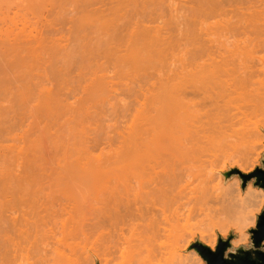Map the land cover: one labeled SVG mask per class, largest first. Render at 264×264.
I'll list each match as a JSON object with an SVG mask.
<instances>
[{"label": "rangeland", "instance_id": "obj_1", "mask_svg": "<svg viewBox=\"0 0 264 264\" xmlns=\"http://www.w3.org/2000/svg\"><path fill=\"white\" fill-rule=\"evenodd\" d=\"M86 1L87 0H85V2ZM83 2L84 0H25V1L0 0V10H1L0 11V15H1L0 44L3 45V47L0 46V50H2L1 55H5L4 52L6 53V50L8 51L9 49H10L9 51L12 54L11 55L9 53H6L7 55V56L5 55L6 58L5 56L3 58L1 56L0 59L2 58V60L0 64L2 63L1 64L2 66H6V68H4L6 70L7 68L9 70L12 67L11 68L12 70L10 69L11 72L13 71V68H15L13 71L14 73L9 72L8 70L7 72L6 70L0 72L1 74L6 72L5 74L8 75V77L2 75L5 78H2V76H0L1 80L4 79L3 80L4 83L2 82L3 85L2 83L0 85L1 87L0 98H2L3 95L2 91L4 94L9 91L8 94L10 96L9 97L8 94H5L6 97L3 96L4 98L0 100V109L1 111L4 110L3 112L6 111L7 112V113L5 112L6 114H8L11 109L13 110V112L11 110V113H9L8 116L12 115V117L9 118L7 115H6L7 117L4 116L5 113L0 112V116H1L0 117L1 120L0 121V180L1 182L2 181L5 182V178H7L6 179L7 183L6 182L5 183L2 182V184L0 183V193L1 191L5 192V189L7 190L9 188H10L9 191L7 190L6 193L12 191L11 188H13L14 190H18L16 189V187L18 185L17 180L19 177L23 178V180L25 179L24 181L27 182V186H26L27 189L22 195H20L18 192V195L12 196L11 193L14 194L16 192V191H12L10 194L7 193L9 195L8 198L6 197L8 195H6L5 193H1L2 195L0 194V196H3L4 198V195H6L4 200L8 201L9 199V201H11V204L12 202L14 204L17 202L15 206L14 205L10 206L11 204L9 205L10 207H13L12 209H14L15 207V211L13 210L14 212L13 218L21 219L23 215H26V219L29 220V225H32L27 228V230H29L30 232V236L26 237L25 238L26 240L23 239L21 241V244L22 242L23 244L25 243L24 240L28 242V243L26 242L28 246L22 244L26 250L22 248L23 246L22 247L19 246L16 250L19 249L20 251L22 248L21 250L22 253L17 251L19 253L17 254L19 255L17 256L18 257L17 259H15L16 257L15 258L13 257L14 255V254L12 255L13 252L10 253L11 255L8 254L7 264H125V260L121 258L119 252H118V256L116 255L118 250H116L117 247L115 249V244L117 243L119 232L116 231L118 230V228H114L115 225L113 224V222L115 220H111L112 221L111 223V221L110 222L104 221V219H102L101 217L103 216L102 215L104 213L103 210L105 209V206L104 205H103L104 207L102 206L103 202L101 201L103 200V198L101 199L102 183L106 178V176L103 175L104 174L103 172L107 170H108L107 172L110 171L118 172V170L123 166L122 162L126 160L128 156H130V153L132 151L129 149L131 151L129 153L127 145L130 144L129 141L130 142L132 141V139L129 138L130 136L133 137V134L130 132L133 131L134 126L132 125V123H133V119L135 120V118H133L132 115L133 113H135L133 111L135 109L136 110L138 109V105L140 109V107L146 104L148 105L147 107L149 109L154 107L155 104L156 105L169 104L171 102L178 103L179 99L177 95L181 94V92L184 89H186V87L184 86V84H186L185 81L188 82L196 78L193 81L194 85L196 87L202 86L203 78L210 77L213 75L211 72L212 71L214 72V60L216 59V61H220L219 58L220 55L222 57H226L227 61L229 58V62L230 61L232 62L230 63L232 64L233 67L234 64L236 65L235 68L239 66L240 70L238 68L237 71L239 72L237 73L239 75H237L236 77L235 74L234 77L236 78V80L238 79V77L239 80H242L240 78L245 79L246 73H244L245 74L244 75L243 71L241 70L245 68L243 70H245L244 72H247L248 69L246 71V67H250L249 68L250 70L253 66V69L255 70L252 71L250 70L251 72L257 71L258 73L260 72V74L262 73L260 77H258L259 74L256 73L257 75L256 81L258 79L260 83L257 84L259 85L258 87L257 85L253 84L255 87L251 86L252 87L251 88L247 84L248 86L247 88L249 89H246V95L245 93L243 94L246 97L247 96L248 97L244 98L242 96L245 101L241 99L242 98L241 97L239 98V100L237 99L235 103H232L233 105L236 103L237 105L238 104L241 105L242 103L244 104L246 101L248 102L249 100H251L252 103H250L249 105L256 106V109H254V113L252 111L251 114L252 116L250 117L248 115L252 119L251 122L249 123L248 120L247 122L241 124L243 125L241 128L245 129V133L244 131L240 133L242 134L243 138L240 136V134H238L237 136H239V138L241 137L240 139H238L240 140L239 142L238 140H236L237 136L235 135L236 139H234L235 137L233 138V140H231L232 137L228 138L231 141L230 140L225 141L227 138H224V143H223V139H221V141H219L220 139H217L220 143L221 142L222 143L215 144L214 142L213 143L214 145L212 144L211 147H209L211 153L208 159L212 158L213 162L215 161L212 167V170L214 171V176L216 177L215 185H218V188H223L224 186L230 188L233 191V197H235L238 201L237 205H239V207L235 209L236 211L234 210L233 213L229 214L225 209L226 206H224L225 210H223L222 208L223 206L218 205L220 203H216V205L212 203L210 204L207 203V205L209 204L208 206L203 205L206 202L205 203L201 202L203 203L202 205L201 203L197 204L196 205L197 209L195 208L196 210H194V212L191 211V213L189 212L190 214L187 212L188 215L186 216V218L188 217V219L187 220L185 219L186 221L184 220V222L182 223V228L180 229L179 232V235L182 237L179 238L178 244L175 247L174 245L172 246L173 240L171 239L169 243V247L167 251H165L166 253L165 257L162 259L160 263L157 264H174L173 260L176 259V256L178 254L182 255L184 258H187L190 261V263L206 264V262L202 259L201 256H199L194 250L189 251V248L193 244L200 242L203 245L209 247L212 251H215L219 240L220 239L228 240L230 236H234V238L232 240V248L228 251V253H233L241 248H244L246 250L251 249L252 241L249 231L256 228L258 217L264 211V190L258 187H254L255 181H251L246 187V189L243 190L242 180L240 179L239 176L237 175L232 176L231 178L226 180L223 174L228 173L232 170H239L243 174L250 175L256 172L257 169L263 168L264 106L262 105H264V8L262 7L259 10L245 11L243 13L233 14L229 18V23H226L225 22L226 20L223 17H219L216 15L214 17L210 16V18L204 15L202 17L200 15L201 17L200 18L199 15L196 16L189 12L182 13L183 11L180 10L179 12L172 10L174 11L173 13L170 12L169 10H166L164 16H162L163 18L162 20L164 22L159 20L158 21L159 23L156 22L153 25L154 27L163 30L161 31L162 33L164 32L163 36L166 35L165 33L170 34L167 35L166 38L169 37L168 42H172L173 44L170 43V45H174V47H172V50H170L167 53L166 51L169 50V46L167 47L166 50V48H163L164 46L163 45L162 48L160 49L161 51H157L159 53L160 52L165 53V54L163 53V57H162L159 54L157 56V52L152 51L155 50L154 48H156V45L155 46L152 45L154 48H152L151 50L152 47L151 45L150 48H147L149 44L147 47H145L146 45L143 44L145 46H142L141 42L131 43L128 42L127 40L126 42H123V39L125 38L121 39V37H124L125 32L123 36H121L120 34L117 35L118 38L121 36L119 38L120 40L114 38V36L113 37L111 36L113 35L111 30L113 31L118 28V32H119L120 27H118L117 25L122 27V25L120 24L123 23L126 24L127 22H129L132 18L135 17L134 14L136 10L133 9L134 10L133 13L132 9L128 8L126 10L127 11L126 15L124 14L125 12L121 11L125 15L124 19H122L121 21L115 20L119 18V15L120 16L123 15L120 11H119L120 13H115V14H113L114 12L112 13L109 11L106 12L107 15L109 13L108 16L110 18H112V16L114 17L112 18V20H114L115 23L116 22L118 23V24L116 23L117 25L115 24L116 27H114L115 25L114 26L111 25L110 22L111 19L106 15V13L102 14L104 18L100 16L102 18L101 19L102 22L96 19L98 17H95L96 15L94 16L93 12H88V14H85V12L87 13V11H92V10L91 9L89 10L90 8L89 6H88L89 8L86 6L87 9L85 10V5H84L85 3ZM16 4L18 5L21 4V5L18 6ZM88 4L86 3V5ZM3 9L5 11L7 10L8 12L3 11ZM82 11L85 16H83ZM90 13L93 14L91 15ZM183 14L185 15L184 16L185 18L186 16L190 17L187 19L188 22L187 26L183 24L184 27L180 25V23L184 19ZM178 15L180 16V18L178 17ZM86 16L87 18H84ZM91 16L92 17L94 16L95 19L100 22L101 25L100 27L97 26L99 22L97 23L94 22L96 20L93 19L94 17L91 18ZM181 16L183 17V19H181ZM2 17L4 21L2 20ZM89 18L91 19V22ZM169 18L171 19V21L173 20L172 22L170 21L171 23L168 22L170 20ZM197 18L198 21H196ZM205 18L207 20H205ZM103 19H105V21H103ZM103 23L105 24L103 25ZM107 23L109 24L108 25L109 27L107 26L108 28H106ZM97 27H99V29ZM167 29L173 32L171 31L166 32ZM55 30L56 33L57 32L59 33L56 34ZM23 31L25 32L23 33ZM122 31L123 30H121L120 33L123 34ZM92 32L94 33L93 35ZM99 32L102 33V36L101 34H99ZM105 33H107L108 36ZM25 35H27L26 37L29 36L31 46H28L30 45L28 44L29 38L26 39V37H24ZM104 36H107L108 39L107 37L105 38ZM32 37H34V39H31ZM36 37L40 40L38 41L37 39H35ZM111 38H114L115 40L113 39L114 40L113 41L111 40ZM61 39L64 42L61 43L56 41V40L61 41ZM100 39L102 40L104 39L105 42L104 41L102 42ZM6 40L12 42L10 43L9 41ZM16 40L18 43V45H16L18 46L17 47L18 50L17 48H15V44H17L15 42ZM25 40L28 41V43L26 42L28 45L25 44L24 42ZM31 40L33 41L31 42ZM36 40L38 42H36ZM2 41L4 44L5 43L7 44V42L8 44H10V46L5 44V47H7L8 49L4 47ZM13 41L15 42V44ZM55 41L57 43H60L58 44L60 46L57 47V43ZM97 41L98 42L100 41L101 43L100 42L98 43ZM20 43H22V45L25 44L27 48L26 47L23 48L25 45L24 46L21 45L20 48L19 47ZM92 43L93 44L95 43V45H93V47L95 48L92 47ZM102 43H104L105 47H103L104 45ZM136 43L139 45H137ZM11 44L12 46L14 44L12 51L10 48L12 47ZM128 44L129 46L127 47ZM98 45L100 46L98 47ZM140 45L141 47L137 48ZM158 45H159L158 47L159 49L161 46L160 44L157 43V46ZM89 46H91V48ZM101 46L105 49V51L102 49ZM53 47H55L56 49L58 48L60 52L58 50L56 51V49ZM97 47L98 48L101 47V48L98 49ZM45 48L46 50H48V52L45 50ZM61 48H63V50ZM19 49H23V50L25 49V50L24 52H22L19 51ZM106 49L109 51H107ZM143 49L145 50V52ZM53 50L56 51L57 55L56 53L53 52ZM101 50H103L104 52H102ZM18 51L19 53H24V54H19ZM35 51L37 53H35ZM81 52L83 53V55L80 54ZM44 53L45 55H43ZM8 54L11 57L14 56L11 58L10 61H8L10 58ZM33 54L35 59L33 57ZM60 54H62V56ZM71 54L74 55L71 56ZM39 55L41 58H37ZM51 55H53V57L55 56V58L53 59ZM68 55L72 57V60L70 57L71 62L69 61ZM48 56H50L51 59ZM74 56L76 57L74 58ZM80 56H82V58ZM85 56H87L88 58L87 61L89 60L88 62L84 61V59L86 60ZM92 56L95 57L92 58L93 61L89 59V57L91 58ZM77 57L78 58L80 57L79 59L81 60H79ZM4 58L8 62L5 61V63L3 64ZM15 58L16 59L18 58L16 62H15L16 60ZM45 58L46 59L48 58L53 62L47 61ZM58 58L60 60V63L57 64L56 62L59 61ZM29 59L30 60L32 59L31 60L32 62ZM38 59L39 61L41 59L43 60L42 62L44 63L47 62L48 64L45 65L41 61L39 63V61H37ZM64 60H66V62ZM73 60L75 63H79L77 65L78 67L81 66L80 70L76 67V64L72 63ZM24 61L28 63L26 64ZM234 61H236L237 64ZM237 61L240 62L238 63ZM14 62L16 64L18 62L19 64L16 65ZM34 62L35 64L39 63L38 64L39 66L34 65ZM54 63H56L57 66ZM65 63H67L68 65L71 63L70 65L74 69L69 68ZM5 64L7 65L10 64L9 65L10 67H8ZM20 64L22 66H20ZM239 64L242 66L244 65L245 67L244 66L241 67ZM73 65L75 67H73ZM16 66L17 69L19 68L18 70L16 69ZM36 66L37 69L38 67L41 69L40 71L43 74L36 69ZM46 66L47 69L44 68ZM50 66L54 67L53 69L54 71ZM25 68L27 72L29 71L28 73L25 72L26 71ZM48 68L51 69V71L54 74V77H52L53 74ZM64 69L65 71L64 73H62ZM170 69L174 70L173 72H177V73L183 71L185 76L181 80L175 78L177 80L167 81L165 80L166 78H164L165 76L163 77V75H166V77L167 75H171L173 72H171ZM34 70L36 71L34 72ZM59 70L61 71L62 74H60ZM15 71L16 72L19 71L21 74H19L18 72L17 75L15 76L16 74ZM55 71H57L58 73ZM250 71L247 72V74H249ZM32 72L35 73L36 75L35 77ZM69 72H71L72 73L71 75H73V77L75 76L76 79L70 76ZM166 72L168 73L171 72V73L165 74ZM36 73H38V75ZM44 74L46 75V77H44L45 76ZM65 74L66 75L68 74L69 76H66ZM173 74L175 75V73ZM242 74L244 76H242ZM9 75L12 77H10ZM62 75L66 76L69 81L67 79H64ZM48 76H50L52 80L49 79ZM40 77H42V80L45 78V81L43 80L44 82H42ZM69 77H71L73 80L70 79ZM97 77L98 80H96ZM10 78L13 79L10 80ZM17 78H21V79H17ZM33 78L36 84L34 83ZM61 78L63 83H61L60 81ZM16 79L17 81H15ZM5 80L7 82H5ZM8 80L14 84L8 82ZM49 80H51L50 84L49 82H47ZM54 80L57 82L56 83L53 82ZM30 81L32 83H30ZM5 84H8L6 85L8 86V88H6ZM52 84L53 85L56 84L55 87ZM31 85L34 86L35 89L37 87L38 88L35 90L34 88H32ZM95 85L97 87H95ZM133 85L136 88H134ZM45 86L52 93L55 89L56 90L54 91V93L55 92L57 93L59 91L60 95L57 93L58 98L57 95H54V93L53 94L51 93L52 98L50 97V94L48 96L47 95L48 90ZM13 88L16 89L17 91L15 90L16 91L15 92ZM245 88H246V84L244 86V89ZM256 88H259V90ZM216 89L219 92L220 89L218 88ZM22 91H24V93ZM136 91H138L137 95H136ZM139 91L141 92L139 93ZM248 91L252 93H248ZM257 91H259V93H254ZM45 92L46 94H44ZM65 92L68 94H66ZM129 92H131V94ZM157 92H159V94ZM165 92L168 93L166 94L167 96L163 98L162 93ZM22 93H23V97H22ZM127 93H129L130 95ZM11 94L13 96L15 94L14 97L17 98V100L15 99V101H12L14 97ZM64 94L66 96H63ZM145 94L148 95L146 96ZM33 95L36 96L33 97ZM43 95H45L44 96L45 99L47 98L48 99L45 100ZM52 95L56 96L58 100H55V102L52 101L54 98V96ZM132 95L134 97H132ZM154 95L157 96L156 99L154 98L155 97ZM25 96L30 98L28 99ZM145 96L146 97L149 96L150 100H148L149 98H147L149 102H146V99L143 100V98H146ZM49 97L50 100L52 99L51 101L53 103L49 100ZM129 97H131V99ZM31 98L34 100L33 103H31L33 101ZM135 98L136 100H134ZM116 99H118L117 100L118 102H116ZM139 99H141L142 101ZM21 100H24L23 101L24 105ZM44 100L47 103L51 102L52 105L45 103ZM48 100L50 102H48ZM17 101L21 103V104L15 103V105L18 108H16L13 103ZM99 101L102 103H100ZM140 101L142 103L144 101V103L142 104L140 103ZM8 102L11 105L8 104ZM104 102L106 106L104 105ZM132 102L135 103H133L132 105ZM53 105L55 107H53ZM121 105H123V108H121L122 107ZM127 105L129 108L127 107ZM146 105L144 107H146ZM7 107H10L11 109ZM49 107L51 108V110ZM113 107H115V109ZM120 108L122 110L125 108L124 111L121 110L123 115H121ZM252 108L254 107L252 106ZM249 111L251 112V109ZM255 114L258 117L255 116ZM47 115H49L50 117ZM118 116L119 118H117ZM24 117L26 118V121ZM2 118L3 119L6 118V119L3 120ZM7 118L9 120H7ZM123 118L126 119L124 120ZM48 119H50V122ZM140 122L143 123V121ZM237 128L239 127L237 126ZM239 129H237V131ZM217 140L216 142H218ZM122 141L123 143H121ZM228 142L229 143L231 142L230 144H232L233 146L230 145ZM233 142L237 144H234ZM90 143L93 147L89 145ZM96 144H97V148H96ZM99 144L101 145L99 146ZM222 144L224 145L221 146ZM94 147L96 150L94 149ZM122 147L124 151L122 150ZM130 148H132V145ZM86 149L87 151L88 150L89 151L87 152ZM113 150L116 152V154H114L115 152ZM116 150L118 151V153ZM103 154L105 155L102 156ZM92 155L98 158L96 159L94 156L92 157ZM100 157L102 160H99ZM121 157L122 158L127 157V158L122 159ZM83 158L86 159L87 161L84 160ZM88 158H90L89 161ZM78 162L80 165L79 167L77 166ZM86 162L88 165L86 164ZM88 162L91 163L94 162V163L90 165ZM142 165L143 163L137 164L139 168ZM80 169L81 170L88 169V170L81 171ZM26 173L28 174L33 173V175L31 174V176L29 177ZM21 181L19 182L22 184ZM196 186H198V188H201V185L199 183H197ZM101 206H102V211L100 210ZM193 206L195 207V205ZM193 206H191L192 208L190 207L191 210L193 209ZM221 208L223 212H220ZM217 211H219L220 214ZM224 211H226L227 214L226 213L224 214ZM5 215H7V213ZM114 223L117 225L119 224L116 222ZM33 224H35L36 226L34 225L33 227ZM112 224L114 227L113 226L111 227ZM129 227L131 228V226ZM124 228L125 227H123V229ZM114 229L115 231H113ZM125 229L128 231H126ZM125 229L124 230L126 231L125 232L126 234H129L130 232L132 233V231L134 233L135 230L137 231V229L135 228L134 230L131 229L132 230L131 231L127 226ZM142 229H140L141 232L144 230ZM137 233H139V230ZM11 238L12 235L7 234L4 240L7 243V241ZM46 241L49 242L51 241V245L48 244V242ZM43 242H46L48 245ZM104 243H105V247H104ZM42 244L43 245L46 244L47 247L46 245L42 246ZM33 247L35 249L38 247L41 248H38L39 250L38 249L35 250ZM42 249L45 250L42 251ZM46 250L47 251L51 250L50 251L51 253L49 251L47 252ZM7 251H9V248L7 249ZM38 251L40 252V254ZM110 252L112 253V255L114 253L116 257L115 255L111 256L110 254H107ZM44 253L48 254L49 256L48 255L47 256L49 258H47L46 254L44 257L43 255ZM41 256L42 258H40ZM41 261H43V263Z\"/></svg>", "mask_w": 264, "mask_h": 264}, {"label": "bare ground", "instance_id": "obj_2", "mask_svg": "<svg viewBox=\"0 0 264 264\" xmlns=\"http://www.w3.org/2000/svg\"><path fill=\"white\" fill-rule=\"evenodd\" d=\"M25 1V0H24ZM20 2V1H19ZM21 3V2H20ZM85 10L87 9V7L89 8V10L91 9L92 11H87V13L85 12V14H88V12H93L94 13V16L95 17H98L96 19H98L100 22H102V18L103 15L102 14H105L106 12H114L113 14L115 13H120L121 11L122 12H125L124 14L126 15L127 13V9L128 8H131L132 9V12L134 10H136V13L134 14V18H132L129 22H127L126 24H120L122 25L119 26L115 23L114 20H112V18H114L112 16V18H110L107 13L106 15L111 19L110 22H111V25H117L119 28V30H123V34L120 33V31L118 32V28L115 29V30H111L112 34L111 35L112 37L114 36V38H117L118 40H120L119 38L121 36L124 35V32H125V35L124 37H121L122 38H125L123 39V42H126V40L128 42H141L142 43V46H145L147 47L148 44L149 46L147 48H150V45L152 46H155L156 45V48H154L153 46L151 47V50L152 48H154L155 50H152V51H161L160 49L162 48H166L167 50V47L169 46V50H165L166 53L169 52L170 50H172V47H174V45H170L173 44L172 42H168V38H166L167 35H170L168 33H165L166 35L163 36L164 32L162 33L161 31H163L162 29H159V28H156L154 27L153 25L158 22L159 20L160 21H163L162 19V16H164L166 10H169L170 12H173L174 11H177L179 12L180 11H183L182 13L184 12H189L191 14H194V15H200L203 17L204 16H207L208 18H210V16L214 17L215 15L216 16H219V17H223L226 21V23H229V18L230 16H232L233 14H239V13H243L245 11H254V10H259L261 9L262 7L264 8V0H87L85 2ZM86 3L88 5H86ZM3 4V3H2ZM6 4V3H5ZM19 4V3H18ZM16 4V5H18ZM23 4V3H22ZM7 5V4H6ZM21 5V4H20ZM18 5V6H20ZM111 5V6H110ZM15 6V4H14ZM13 6V7H14ZM87 6V7H86ZM7 7V6H6ZM2 8V7H1ZM136 8V9H135ZM8 9V8H7ZM134 9V10H133ZM140 9V10H138ZM9 10V9H8ZM17 10V9H16ZM84 10V11H85ZM174 10V11H172ZM1 11V10H0ZM3 11H5L3 9ZM2 11V12H3ZM7 11V10H6ZM5 11V12H6ZM120 11V12H119ZM8 12V11H7ZM121 12V13H122ZM162 12V13H161ZM4 13V12H3ZM12 13V12H11ZM93 13H90L91 15ZM134 13V12H133ZM132 13V14H133ZM82 14H83V11H82ZM98 14V15H97ZM101 14V15H100ZM123 14V13H122ZM122 15L120 16L119 15V18L118 19H115V20H118V21H121L122 19H124L125 15ZM188 14V13H187ZM112 15V14H111ZM182 15V14H181ZM1 16V15H0ZM4 16V15H3ZM83 16H85L83 14ZM89 16V15H88ZM93 16V17H94ZM102 18H101V17ZM175 16V14H174ZM185 15L183 14V17ZM190 16V15H189ZM195 16V17H196ZM6 17V16H5ZM4 17V18H5ZM91 16V18H93ZM95 17L93 19H95ZM100 17V19H99ZM178 17L180 18V16L178 15ZM183 17L181 16V19H183ZM194 17V18H195ZM84 18H87L84 17ZM108 18V19H109ZM190 18V17H187L186 18L184 17V19L182 20V24L180 23V25H182L184 27V25L187 26V19ZM201 18V17H200ZM1 19V18H0ZM90 19V18H89ZM95 19V20H96ZM170 19V18H169ZM2 20H3V17H2ZM46 20V19H45ZM85 20V19H84ZM165 20V19H164ZM205 20H207L205 18ZM204 20V21H205ZM4 21V20H3ZM88 21V19H87ZM99 21H94V22H99ZM103 21H105V19H103ZM114 21V22H113ZM171 19L168 21L170 22ZM173 21V20H172ZM171 21V22H172ZM190 21V20H189ZM195 21V20H194ZM198 21V18L197 20ZM195 21V22H196ZM90 22H91V19H90ZM100 22L98 23L97 26H101L100 25ZM164 22V21H163ZM170 22V23H171ZM200 22V21H199ZM0 23H1V20H0ZM45 23V22H44ZM159 23V22H158ZM193 23V22H192ZM105 23H103L104 25ZM173 24V23H172ZM184 24V25H183ZM202 24V23H201ZM74 25V23H73ZM76 25V24H75ZM109 24L107 23L106 25V28H108ZM116 25L114 27H116ZM191 25V24H190ZM108 26V27H107ZM2 27V26H1ZM99 27H97L99 29ZM105 28V29H106ZM182 28V27H181ZM165 29V28H164ZM186 29V28H185ZM184 29V30H185ZM1 30V28H0ZM21 30V29H20ZM25 30V29H23ZM102 30V29H101ZM176 30V28H175ZM180 30V29H178ZM103 31V30H102ZM101 31V32H102ZM116 31V32H115ZM168 31H171V30H166V32ZM182 31V30H181ZM25 31H23L24 33ZM54 32V31H53ZM104 32V31H103ZM115 32V33H113ZM173 32V31H171ZM179 32V31H177ZM14 33V32H13ZM12 33V34H13ZM22 33V34H23ZM55 33H56V30H55ZM59 33V32H57ZM56 33V34H57ZM15 34V33H14ZM20 34V33H19ZM94 33L92 32V35ZM98 34V33H97ZM99 34H101L102 36V33L99 32ZM98 34V35H99ZM107 35V33H105ZM111 34V33H110ZM121 35L119 38L117 35ZM16 35V34H15ZM30 35V34H28ZM104 35V33H103ZM116 35V36H115ZM4 36V35H3ZM8 36V35H7ZM12 36V35H11ZM10 36V37H11ZM27 35H25L24 37H26ZM55 36V35H54ZM108 36V35H107ZM107 36H104L105 38ZM173 36V35H171ZM22 37V38H24ZM89 37V36H88ZM87 37V38H88ZM14 38V37H13ZM19 38V37H18ZM17 38V39H18ZM21 38V37H20ZM28 37H26V39H28ZM62 38V36H61ZM64 38V37H63ZM78 38V37H77ZM86 38V39H87ZM114 38H111V40H113ZM127 38V39H126ZM171 38V37H170ZM2 39V38H1ZM31 39H34V37H32ZM37 39L38 41L40 39H38L37 37L35 38ZM82 39V38H81ZM84 39V38H83ZM94 39V38H93ZM99 39V38H98ZM108 39V37H107ZM110 39V37H109ZM177 39V38H176ZM175 39V40H176ZM15 40V39H14ZM36 40V42H38ZM97 40V39H95ZM102 42L104 41V39H100ZM115 40V39H114ZM113 40V41H114ZM170 40V39H169ZM6 41H9V40H6ZM21 41V40H20ZM19 41V42H20ZM29 41V43H28ZM27 40H25V44H30L28 46H31V43H30V38ZM33 40H31L32 42ZM54 41V40H53ZM57 42H64L62 41H58L56 40ZM55 41V42H56ZM122 41V40H121ZM10 42V41H9ZM12 42V41H11ZM10 42V43H11ZM14 42V41H13ZM17 43V40L15 41ZM14 42V44H15ZM22 42V41H21ZM23 42V43H24ZM27 42V43H26ZM35 42V41H34ZM54 42V43H55ZM56 42V43H57ZM98 42V41H97ZM100 42V41H99ZM98 42V43H99ZM105 42V41H104ZM108 42V40H107ZM120 42V41H119ZM175 42V41H174ZM178 42V41H177ZM101 43V42H100ZM157 43L160 44V48L158 49L159 45L157 46ZM2 44L3 41H2ZM6 44V43H5ZM5 44H4V47H5ZM14 44L11 48V51H12V48L14 47ZM25 44L22 45V43H20V48H21V45L24 46ZM33 44V43H32ZM36 44V43H35ZM60 43H57V47L60 46L58 45ZM104 45V43H102ZM137 44V43H136ZM145 44V45H143ZM6 45H9L8 42ZM18 45L15 44V48H17ZM43 45V44H42ZM93 45H95V43L93 44L92 43V47ZM101 45V44H100ZM98 45V47L100 46ZM102 45V46H103ZM139 45V44H137ZM167 45V46H166ZM1 47H3V45L0 44ZM97 46V45H96ZM101 46V47H102ZM117 46V44H116ZM129 46V44L127 45V47ZM166 46V47H165ZM27 48V46L25 45L23 48ZM91 48V46H89ZM97 47V48H98ZM100 47V48H101ZM105 47V45L103 46ZM102 47V49L105 51V49ZM126 47V48H127ZM141 45L137 48H140ZM7 48V47H5ZM30 48V47H29ZM32 48V47H31ZM55 48V47H53ZM60 48V47H59ZM89 48V49H90ZM95 48V47H93ZM96 48V49H97ZM98 48V49H100ZM120 48V47H119ZM4 49V48H3ZM8 49V48H7ZM42 49V48H41ZM44 49V47H43ZM56 49V48H55ZM54 49V50H55ZM63 50V48H61ZM88 49V50H89ZM118 49V48H117ZM158 49V50H156ZM10 50V49H9ZM7 51L6 50V53H9L11 54L10 51ZM15 50V49H14ZM18 50V48H17ZM16 50V51H17ZM25 50V49H24ZM23 49H19V51H22L24 52ZM29 50V49H28ZM27 50V51H28ZM46 50V48H45ZM54 53H56V51L58 50V48L56 49V51H54ZM87 50V51H88ZM103 50H101L102 52H104ZM107 50V49H106ZM144 50V49H143ZM1 51L0 50V57L2 56V58L6 55V53L4 52L5 55H1ZM18 51V53H19ZM26 51V52H27ZM43 51V50H41ZM48 52V50H46ZM59 51V50H58ZM92 51V49H91ZM99 51V50H98ZM109 51V50H107ZM126 51V50H125ZM151 51V52H152ZM163 51V50H162ZM45 52V51H44ZM60 52V51H59ZM143 52V51H142ZM145 52V50H144ZM147 52V51H146ZM14 53V52H13ZM28 53V52H27ZM35 53H37L35 51ZM53 53V54H54ZM91 53V52H90ZM163 53L164 52H157V56L158 54L160 56L163 57ZM3 54V52H2ZM8 54V55H9ZM15 54V53H14ZM19 54H24V53H19ZM47 54V53H46ZM79 54V53H78ZM77 54V55H78ZM81 55H83V53L81 52L80 53ZM79 54V55H80ZM126 54V53H125ZM150 54V53H149ZM152 54V53H151ZM156 54V53H155ZM165 54V53H164ZM12 55V54H11ZM26 55V54H25ZM38 55V54H37ZM45 55V53L43 54ZM57 55V53H56ZM62 56V54H60ZM59 55V56H60ZM74 55V54H73ZM71 54V56H73ZM76 55V54H75ZM85 55V54H84ZM94 55V54H93ZM148 55V54H147ZM7 56V55H6ZM5 56V58H6ZM10 56V55H9ZM17 56V55H16ZM15 56V57H16ZM29 56V55H28ZM42 56V55H41ZM53 57V55H51ZM67 56V55H66ZM65 56V57H66ZM70 55H68L69 57V61H70ZM91 56V55H90ZM152 56V55H151ZM150 56V57H151ZM14 57V56H12ZM10 56L9 60H11L12 58ZM27 57V56H26ZM33 57H34V54H33ZM43 57V56H42ZM50 57V56H48ZM64 57V58H65ZM76 56H74L75 58ZM82 58V56H80ZM79 57V58H80ZM86 57V60L84 59V61L88 62L87 61V56ZM94 56H92L91 58L89 57V59L92 60ZM149 57V58H150ZM2 58L0 59V62L2 60ZM3 59L4 62L3 64L5 63V61H7L6 59ZM8 58V57H7ZM21 58V57H20ZM19 58V59H20ZM37 58H41L40 55L37 57ZM55 58V56L53 57V59ZM57 58V57H56ZM63 58V59H64ZM78 58V57H77ZM78 58V59H79ZM95 58V57H94ZM126 58V57H125ZM147 58V59H149ZM152 58V57H151ZM150 58V59H151ZM220 58V61H216V59L214 60V72L212 71L211 73L213 74L212 76L210 77H204L203 78V82H202V86L200 87H196L193 83V81L196 79L194 78L193 80L191 81H185L186 84H184V86L186 87V89H184L181 94H178L177 97L179 99V102L178 103H169V104H160V105H156L153 106H150L152 108H149L148 109V105L144 104L142 107H140L139 109V105H138V109L134 110L133 112V115L132 117L135 118V120L133 119V123L132 125L134 126L133 127V131L130 132L133 134V137H129L132 139V143L129 141L130 144H125L128 146V150H129V153H130V156H128V158L126 159L125 157H121L122 159H126L122 162V167L118 170V172H103L106 176V178L104 179L103 183H102V191H101V199L103 198V200H101L103 202L102 206L104 205L105 206V209L103 210V216L102 219H104V221H108L110 222L111 220H115L114 222L116 223H119L118 225L115 224L113 222V224L115 225V227L113 226V224L111 225V227L113 226L114 228H118V231L119 234H118V238H117V245L115 244V249L117 247L116 250L117 251V256H118V252L121 256L122 259L125 260V264H157V263H160L162 261V259L165 257L166 253L165 251H167L168 247H169V243H170V240L172 239V246L174 245V247L178 244V240L179 238H181L182 236L179 235V232H180V229L182 228V223L184 222V220L188 219V217L186 218V216L188 215L187 212L191 213V211L194 212V210H196L197 208V204H200L201 202L205 203H201V205H207V203H212L214 205H216V203H220L218 205L220 206H223V210H227V212L230 214V213H233L235 209H237L239 207L238 204V201L235 197H233V191L228 188L227 186H224L223 188H218V185H215V180H216V177L214 176V171L212 170V167H213V160L212 158H209V155L211 153V150L209 149V147H211V145L215 142V144L217 143H220L219 141H221V139H223V143H224V138H227L225 141H228L230 139H228L229 137H232L231 140H233V138L235 137V135L237 136L238 134L242 133V131H244L245 133V129L241 128L243 125L244 122H248L250 123L251 122V114H252V111L254 113V109H256V106L252 105L254 108H252V106H250L249 104L252 103L251 100H249L248 102L246 101L244 104L242 103L241 105H234L232 103H235L237 101V99L239 100V98H241L242 96L245 98L246 96V89H249L247 88L248 86H253L255 87L254 85H257L259 83L258 79L256 81V73L259 74L258 77H260L262 75V73L260 74V72L258 73L257 71L255 72H251L252 70H255L253 69V66L252 68L249 70L250 67H246V71L248 69L247 72L250 71L249 74H247V72H244L245 68H241L243 71V74L246 73V77L245 79L243 78H240L242 80H239V77L238 79L236 80L235 77V74H236V77L237 72L238 71V68H235V64H234V67L232 66V62L230 63L229 62V58H228V61H227V58L226 57H222L221 55L219 56ZM16 59V58H15ZM18 59V58H17ZM17 59L15 60V62L17 61ZM23 59V58H22ZM26 59V58H25ZM24 59V60H25ZM35 59V57H34ZM43 59V58H42ZM46 59V58H45ZM51 59V57H50ZM52 59V60H53ZM61 59V58H60ZM62 59V60H63ZM67 59V58H66ZM77 59V60H78ZM97 59V58H96ZM130 59V58H129ZM146 59V60H147ZM30 60V59H29ZM32 60V59H31ZM30 60V61H31ZM44 60V59H43ZM43 60L40 59V61L42 62ZM47 61H50V62H53L51 60H49L48 58L46 59ZM45 60V61H46ZM59 60V58H58ZM68 60V59H67ZM71 60H72V57H71ZM81 60V59H79ZM152 60V59H151ZM234 60V59H233ZM232 60V61H233ZM254 60V59H253ZM7 61V62H8ZM13 61V59H12ZM21 61V60H20ZM26 61V60H25ZM24 61V62H25ZM28 61V59H27ZM39 61V59L37 60ZM39 61V63H40ZM66 62V60H64ZM63 61V62H64ZM93 61V60H92ZM90 61V62H92ZM255 61V60H254ZM6 62V63H7ZM14 62V63H15ZM19 62V61H18ZM17 62V64H19ZM32 62V61H31ZM56 62V61H55ZM71 62V61H70ZM81 62V61H79ZM146 62V61H145ZM149 62V61H148ZM231 64H229V63ZM236 63V61H234ZM238 62V61H237ZM240 62V61H239ZM238 62V63H239ZM26 63V62H25ZM28 63V62H27ZM26 63V64H27ZM38 63V64H39ZM44 63V62H42ZM57 64L60 63V60L56 62ZM54 63V64H56ZM62 63V62H61ZM74 64H76V67L80 70V67H78L77 64L79 63H75L74 60L73 62ZM253 63V62H252ZM2 64V63H1ZM0 64V72H3L5 71L6 69V66H2ZM16 64V63H15ZM16 64V65H17ZM38 64H35L34 62V65H37L39 66ZM45 65H47L48 63L45 62L44 63ZM52 64V63H51ZM53 64V65H54ZM56 64V66H57ZM69 68L71 69H74L71 67V63L68 65L67 63H65ZM237 64V63H236ZM7 65V64H5ZM10 65V64H9ZM9 65H7L8 67H10ZM14 65V64H13ZM42 65V64H41ZM50 65V63H49ZM240 65V64H239ZM20 66H22L20 64ZM25 66V65H24ZM37 66H36V69H37ZM44 66V65H43ZM41 66V67H43ZM55 66V68H56ZM61 66V65H60ZM241 67H243L242 65H240ZM256 66V65H255ZM254 66V67H255ZM3 67V68H2ZM35 67V66H34ZM32 67V68H34ZM49 67V66H48ZM52 67V70L54 69L53 66H50ZM63 67H66V66H63ZM73 67H75L73 65ZM232 67V68H231ZM245 67V66H244ZM12 68V67H11ZM10 68V69H11ZM30 68V67H28ZM47 69V66L44 67ZM59 68V67H58ZM100 68V67H99ZM256 68V67H255ZM10 69L7 70L9 72ZM15 68H13V71H14ZM16 69H17V66H16ZM19 69V68H18ZM17 69V70H18ZM43 69V68H42ZM45 69V70H46ZM49 69V68H48ZM60 69V68H59ZM63 69V68H62ZM77 69V71H78ZM6 70V72H7ZM12 70V69H11ZM26 70V68H25ZM29 70V69H28ZM33 70V69H32ZM37 70H41L39 67ZM51 71V69H49ZM55 70H58V69H55ZM68 70V68H67ZM171 70V69H170ZM240 70V68H239ZM12 71V72H13ZM24 71V70H23ZM36 70H34L35 72ZM38 71V73H39ZM47 71V70H46ZM45 71V73H46ZM54 71V70H53ZM60 71V70H59ZM65 69L63 70L62 73H64ZM71 71V70H70ZM174 70H171V72H173ZM5 72V73H6ZM8 72V74H9ZM11 72V73H12ZM16 72V71H15ZM19 72V71H18ZM15 74V76L17 75V73ZM26 73L27 70L25 71ZM41 72V71H40ZM57 72V71H55ZM76 72V71H74ZM169 72V71H168ZM168 72H166L165 74H167ZM170 72V73H171ZM5 73L1 74L0 73V76H7ZM14 73V72H13ZM24 73V72H23ZM22 73V74H23ZM33 73V72H32ZM38 73H36L38 75ZM42 73V72H41ZM50 73V72H48ZM47 73V74H48ZM51 73L53 74V72L51 71ZM58 73V72H57ZM56 73V74H57ZM61 71H60V74H62ZM66 73V72H65ZM70 73V76L73 77V75H71L72 73ZM68 73V74H69ZM168 73V74H170ZM175 73V75L173 74ZM171 75H163L164 78H166L165 80L167 81H173V80H181L185 74L183 73V71L177 73V72H173ZM5 74V75H4ZM19 74H21L19 72ZM25 74V73H24ZM34 74V77L36 76L35 73ZM43 74V73H42ZM51 74V75H52ZM66 75V76H69V75ZM242 74V76H244ZM31 75V74H30ZM28 75V76H30ZM45 75V74H44ZM42 75V76H44ZM50 75V76H51ZM58 75V74H57ZM56 75V76H57ZM64 75V74H63ZM62 77L64 79H67L68 78L66 76H63ZM98 75V73H97ZM96 75V76H97ZM161 75V74H160ZM2 78H5L3 77ZM10 76V75H9ZM21 76V75H20ZM49 77V79H51V77ZM55 76V77H56ZM94 76V75H93ZM154 76V75H153ZM178 76V77H177ZM12 77V76H10ZM14 77V76H13ZM32 77V76H31ZM46 77V75L44 76ZM52 77H54V74L52 75ZM60 77V75H59ZM77 77V76H76ZM104 77V76H103ZM16 78V77H15ZM26 78V76H25ZM30 78V77H29ZM28 78V79H29ZM41 80H42V77H40ZM70 79H72L71 77H69ZM75 78V76L73 77ZM95 78V77H93ZM101 78V76H100ZM113 78V77H112ZM177 78V79H175ZM7 79V78H6ZM13 79V78H10V80ZM17 79H21V78H17ZM17 79L15 81H17ZM24 79V78H23ZM36 79V78H35ZM58 79V78H57ZM76 79V78H75ZM92 79V78H91ZM110 79V78H108ZM1 80V78H0ZM4 79L1 80L0 82V85ZM32 80V78H31ZM39 80V79H38ZM45 81V78L43 79ZM42 80V82H44ZM52 80V79H51ZM47 81L49 82V84L51 83L50 81ZM73 80V79H72ZM96 80H98V77L96 78ZM100 80V79H99ZM105 80V79H104ZM103 80V81H104ZM112 80V79H111ZM240 82H239V81ZM13 81V82H15ZM33 81H34V78H33ZM61 83L62 82V78H61ZM69 81V80H68ZM95 81V80H94ZM102 81V82H103ZM109 81V80H108ZM238 81V82H237ZM5 82H7L5 80ZM8 82H10L8 80ZM26 82V81H25ZM28 82V81H27ZM53 82H57V81H53ZM73 82H76V81H73ZM87 82V81H86ZM107 82V81H106ZM113 82V81H112ZM137 82V81H136ZM2 83V85H3ZM12 83V82H10ZM8 83V84H10ZM19 83V82H18ZM17 83V84H18ZM30 83H32L30 81ZM35 83V81H34ZM41 83V82H40ZM70 83V82H68ZM101 83V82H100ZM111 83V82H110ZM251 83V84H250ZM8 84H5L8 85ZM14 84V83H12ZM11 84V85H12ZM16 84V83H15ZM36 84V83H35ZM67 84V83H66ZM65 84V85H66ZM72 84V82H71ZM93 84V83H92ZM96 84V83H95ZM99 84V83H98ZM97 84V85H98ZM102 84V83H101ZM117 84V83H116ZM133 84V83H132ZM156 84V83H155ZM246 84V88L244 89V86ZM248 84V86H247ZM254 84V85H253ZM260 84V83H259ZM33 85V84H32ZM31 85V86H32ZM39 85V83H38ZM42 85V84H41ZM53 85V84H52ZM56 85V84H55ZM55 85H53L55 87ZM63 85V84H62ZM136 85V83H135ZM10 86V85H9ZM13 86V85H12ZM18 86V85H17ZM26 86V85H25ZM51 86V85H50ZM67 86V85H66ZM128 86V85H127ZM140 86V85H139ZM259 85H257L258 87ZM4 87V86H3ZM11 87V86H10ZM46 87V86H45ZM69 87V86H68ZM95 87H97L95 85ZM94 87V88H95ZM116 87V86H115ZM134 88H136L134 85H133ZM138 87V86H137ZM152 87V86H151ZM220 89L219 92L217 91V89ZM1 88V87H0ZM6 88H8V86H6ZM12 88V87H11ZM20 88V87H19ZM28 88V87H26ZM32 88L35 89L34 86H32ZM32 88H29V89H32ZM38 88V87H37ZM36 88V89H37ZM44 88V87H43ZM47 88V87H46ZM45 88V89H46ZM59 88H62V87H59ZM58 88V89H59ZM111 88V87H110ZM252 88V87H251ZM3 89V88H2ZM14 89V88H13ZM12 89V90H13ZM35 89V90H36ZM51 89V88H49ZM140 89V88H139ZM141 89H142V86H141ZM154 89V88H153ZM255 89V88H254ZM252 89V90H254ZM259 90V88H256ZM4 90V89H3ZM6 90V89H5ZM16 89H14L15 91ZM24 90V89H23ZM34 90V91H35ZM41 90V89H40ZM48 90V88H47ZM56 90V89H55ZM54 90V91H55ZM67 90V88H66ZM129 90V89H128ZM245 90V91H244ZM8 91V89H7ZM17 91V90H16ZM15 91V92H16ZM19 91V90H18ZM32 91V90H31ZM30 91V92H31ZM39 91V90H37ZM45 91V90H44ZM43 91V92H44ZM53 91V93H54ZM64 91V90H63ZM251 91V90H250ZM256 91V90H255ZM9 92V91H8ZM5 93V94H8ZM12 92V91H11ZM10 92V93H11ZM24 93V91H22ZM33 92V91H32ZM36 92V91H35ZM47 92V91H46ZM46 92L44 94H46ZM74 92V91H73ZM132 92V91H131ZM131 92H129L131 94ZM134 92V91H133ZM137 92L136 91V95H137ZM141 91H139L140 93ZM145 92V91H144ZM154 92V91H153ZM23 93H22V97H23ZM41 93V92H40ZM51 91L48 90L47 92V95L49 96L50 94V97H51ZM52 93V94H53ZM59 94V91L57 92ZM56 92L54 93V95H57V98H58V94ZM64 93V92H63ZM66 93V92H65ZM76 93V92H75ZM127 93V94H129ZM138 93V94H139ZM146 93H149V92H146ZM156 93V92H155ZM159 94V92H157ZM168 92H165V93H162V97L165 98V96H167ZM245 93V95L243 94ZM248 93H252V92H249ZM254 93H259V91L257 92H254ZM1 94V93H0ZM2 98H4L3 96H5V94L3 93L2 91ZM18 94V93H17ZM27 94V93H26ZM25 94V95H26ZM62 94V93H61ZM68 94V93H66ZM129 94V95H130ZM133 94V93H132ZM142 94V93H141ZM12 95V94H11ZM37 95V94H36ZM36 95H33L36 96ZM52 95V96H54ZM60 95V94H59ZM128 95V96H129ZM146 95V94H145ZM148 95V94H147ZM146 95V96H147ZM153 95V94H152ZM161 95V93H160ZM159 95V96H160ZM248 95V94H247ZM9 96V94H8ZM13 96V95H12ZM11 96V98H12ZM15 96V94H14ZM13 96V97H14ZM39 96V95H38ZM37 96V97H38ZM45 95H43L44 97ZM63 96H66L65 94ZM72 96V95H71ZM140 96V95H138ZM145 96V97H146ZM155 99L157 98L156 95H154ZM253 96V95H252ZM252 96H251V99H252ZM258 96V95H257ZM262 96V95H261ZM6 97V96H5ZM10 97V96H9ZM8 97V98H9ZM26 97V96H25ZM42 97V96H41ZM50 97H49V100H50ZM117 97V96H116ZM127 97V96H126ZM132 97H134L132 95ZM137 97V96H136ZM142 97V96H141ZM161 97V96H160ZM159 97V98H160ZM243 97L241 99H243ZM248 97V96H247ZM246 97V98H247ZM0 98V100L2 99ZM7 98V99H8ZM28 98V97H26ZM30 98V97H29ZM28 98V99H29ZM52 98V97H51ZM56 98V96H54L53 100L55 102V100H58ZM125 98V97H124ZM131 99V97H129ZM148 97L146 98H143V100L146 99V102H149L148 100H150V98L147 100ZM153 98V99H154ZM158 98V100H159ZM257 98V97H256ZM6 99V100H7ZM15 99L17 100V98H13L12 101H15ZM22 99V98H21ZM27 99V100H28ZM32 99V98H31ZM35 99V98H34ZM45 99V97H44ZM48 99V98H47ZM45 99V100H47ZM126 99V98H125ZM199 99V100H198ZM261 99V98H260ZM5 100V99H3ZM9 100V99H8ZM26 100V101H27ZM33 100V99H32ZM38 100V99H37ZM43 100V98H42ZM44 100V101H45ZM48 100V102H50ZM97 100V99H95ZM118 99H116V102ZM123 100V99H122ZM136 100V98L134 99ZM141 100V99H139ZM157 100V101H158ZM244 100V99H243ZM247 100V99H246ZM256 100V99H254ZM11 101V99H10ZM23 105H24V100H21ZM51 101V102H52ZM138 101V100H137ZM142 101V100H141ZM140 101V103H142ZM156 101V100H155ZM245 101V100H244ZM28 102V101H27ZM34 100L31 102L33 103ZM37 102V101H35ZM50 103H47L45 101V103L47 104H51ZM57 102V101H56ZM85 102V101H84ZM100 102V101H99ZM115 102V103H116ZM123 102V101H122ZM256 102V101H255ZM263 102V101H262ZM2 103V102H1ZM12 103V102H11ZM14 103V106L16 108H18L15 103H20V102H13ZM12 103V104H13ZM53 103V102H52ZM58 103V102H57ZM68 103V102H67ZM86 103V102H85ZM102 103V102H100ZM124 103V102H123ZM133 103L135 102H132V105ZM144 103V101H143ZM142 103V104H143ZM5 104V103H4ZM3 104V105H4ZM8 104H10L8 102ZM21 104V103H20ZM27 104V103H25ZM66 104V102H65ZM76 104V103H75ZM99 104V103H98ZM119 104V103H117ZM126 104H127V101H126ZM232 104V105H231ZM255 104V103H254ZM257 104V103H256ZM261 104V103H259ZM2 105V104H1ZM6 105V104H5ZM11 105V104H10ZM22 105V106H23ZM52 105V104H51ZM86 105V104H85ZM104 105H105V102H104ZM116 105V104H115ZM136 105V104H135ZM146 105V107H144ZM249 105V106H248ZM20 106V105H19ZM43 106V105H42ZM49 106V105H48ZM60 106V105H58ZM63 106V104H62ZM65 106V105H64ZM79 106V105H77ZM84 106V105H83ZM106 106V105H105ZM112 106V105H111ZM114 106V105H113ZM123 108V105H121ZM157 106V107H156ZM233 106V107H232ZM264 106V105H262ZM2 107V106H1ZM13 107V106H12ZM45 107V106H44ZM53 107H55L53 105ZM52 107V108H53ZM57 107V105H56ZM69 107V106H68ZM67 107V108H68ZM118 107V106H116ZM128 107V105H127ZM131 107V105H130ZM136 107V106H135ZM251 109V112L249 111ZM261 107V105H260ZM6 108V106H5ZM7 108H10V107H7ZM26 108V107H24ZM50 108V107H49ZM66 108V109H67ZM97 108V107H96ZM115 109V107H113ZM120 108V112H121V115L122 114V111H124V109L122 110ZM129 108V107H128ZM127 108V109H128ZM134 108V107H133ZM132 108V110H133ZM137 108V107H136ZM259 108V107H258ZM257 108V109H258ZM11 109V108H10ZM29 109V107H28ZM45 109V108H44ZM63 109V108H62ZM61 109V110H62ZM113 109V110H114ZM249 109V110H248ZM9 110V109H7ZM12 110V109H11ZM11 110L9 113H11ZM17 110V109H16ZM19 110V109H18ZM51 110V108H50ZM54 110V109H53ZM122 110V111H121ZM129 110V109H128ZM131 110V111H132ZM261 110V109H260ZM4 111V110H3ZM1 111L0 109V112H3ZM45 111V110H44ZM48 111V110H47ZM6 112V111H5ZM3 112V113H5ZM13 112V110H12ZM35 112V111H33ZM249 112V113H248ZM257 112V111H256ZM7 113V112H6ZM4 114L5 117H7L9 115L8 114ZM46 113V112H45ZM130 113V112H129ZM14 114V113H13ZM34 114V113H33ZM47 114V113H46ZM117 114V113H116ZM126 114V113H125ZM258 114V113H257ZM3 115V114H2ZM7 115V116H6ZM20 115V114H19ZM37 115V114H36ZM45 115V114H44ZM250 117H249V116ZM3 116V118H4ZM14 116V115H13ZM24 116V115H23ZM22 116V117H23ZM33 116V115H32ZM35 116V115H34ZM49 116V115H47ZM55 116V115H54ZM255 116H257L255 114ZM254 116V117H255ZM1 117V116H0ZM9 117H12L11 116H8ZM50 117V116H49ZM58 117V116H57ZM128 117V116H127ZM249 117V118H248ZM258 117V116H257ZM2 118V119H3ZM7 118V120H9ZM14 118V117H13ZM21 118V117H19ZM25 118V117H24ZM41 118V117H40ZM119 118V116L117 117ZM253 118V117H252ZM256 118V117H255ZM6 119V118H5ZM3 119V120H5ZM11 119V118H10ZM30 119V118H29ZM38 119V118H37ZM36 119V120H37ZM46 119V118H45ZM52 119V118H51ZM55 119V118H54ZM121 119V118H120ZM119 119V120H120ZM124 119V118H123ZM126 119V118H125ZM124 119V120H125ZM131 119V118H130ZM246 119V120H245ZM49 122H50V119H48ZM123 120V121H124ZM129 120V119H128ZM255 120V119H254ZM1 121V120H0ZM25 121H26V118H25ZM24 121V122H25ZM33 121H34V118H33ZM132 121V120H131ZM140 121H143L144 125L142 122ZM28 122V121H27ZM26 123V122H25ZM142 123V124H140ZM254 123V122H253ZM251 125V124H250ZM237 126L242 129L240 130L239 128H237ZM245 128V127H244ZM237 129H239V133L237 131ZM131 134V135H132ZM123 135V134H122ZM240 136L242 137V134H240ZM240 137V138H241ZM239 136H237V139L236 137L234 139L238 140L240 139ZM243 138V137H242ZM121 139V138H120ZM217 139H220L219 141ZM119 140V139H118ZM216 140L218 142H216ZM230 140V141H231ZM245 140V139H244ZM109 141V140H108ZM121 141V140H120ZM124 141V139H123ZM123 141L121 143H123ZM240 140H238L239 142ZM94 142V141H93ZM106 142V141H105ZM111 142V140H110ZM235 142V141H234ZM233 142V143H234ZM237 142V141H236ZM237 142V143H238ZM99 143V142H98ZM97 143V144H98ZM222 143V142H221ZM220 143V144H221ZM229 143V142H228ZM231 143V142H230ZM229 143V144H230ZM237 143H234V144H237ZM97 144H96V148H97ZM104 144V143H103ZM107 144V143H106ZM109 144V143H108ZM240 144V143H239ZM87 145V144H86ZM91 145V143L89 144ZM95 145V144H94ZM101 144H99L100 146ZM111 145V143H110ZM114 145V144H113ZM121 145V144H120ZM131 147L132 145V148ZM214 145V144H213ZM224 144H222L221 146H223ZM226 145V144H225ZM232 145V144H230ZM229 145V146H230ZM108 146V145H107ZM115 146V145H114ZM123 146V144H122ZM233 146V145H232ZM85 147V146H84ZM91 147H93L91 145ZM102 147V146H101ZM110 147V146H109ZM117 147V146H116ZM216 147V146H215ZM225 147V146H224ZM105 148V147H104ZM112 148V147H111ZM119 148V146H118ZM127 148V147H126ZM95 149V147H94ZM93 149V150H94ZM99 149V148H98ZM101 149V148H100ZM110 149V148H109ZM223 149V148H221ZM85 150V149H84ZM96 150V149H95ZM111 150V149H110ZM115 150V149H114ZM113 150V151H114ZM119 150V149H118ZM122 150H123V147H122ZM231 150V149H230ZM87 151V149H86ZM89 151V150H88ZM87 151V152H88ZM92 151V150H91ZM90 151V152H91ZM105 151H108V150H105ZM117 151V150H116ZM124 151V150H123ZM232 151V150H231ZM96 152V151H95ZM115 152V151H114ZM67 153V152H66ZM101 153H102V150H101ZM110 153V151H109ZM108 153V154H109ZM112 153V152H111ZM118 153V151H117ZM229 153V151H228ZM83 154V153H82ZM107 154V152H106ZM113 154V153H112ZM116 154V152L114 153ZM226 154V153H224ZM105 154H103L102 156H104ZM216 155V154H215ZM67 156V155H66ZM90 156V154H89ZM88 156V157H89ZM94 155H92L93 157ZM101 156V157H102ZM107 156V155H106ZM69 157V156H68ZM95 157V156H94ZM101 157L99 158V160H102ZM112 157V156H111ZM115 157V156H114ZM207 157V158H206ZM211 157V156H210ZM214 157V156H213ZM96 159L98 157H95ZM94 158V159H95ZM118 158V157H117ZM84 159V158H83ZM90 158H88V161H89ZM121 159V160H122ZM214 159V158H213ZM20 160V159H19ZM36 160V159H35ZM82 160V158H81ZM86 160V159H84ZM92 160V159H91ZM34 161V160H33ZM78 161V160H77ZM87 161V160H86ZM96 161V160H95ZM77 163V162H76ZM82 163H85V162H82ZM90 165L93 164L91 162H88ZM103 163V162H101ZM138 163H143V165L139 168L137 166ZM34 164V163H33ZM39 164V163H38ZM87 164V162H86ZM82 165V164H81ZM85 165V164H83ZM88 165V164H87ZM86 165V166H87ZM136 165V167H135ZM19 166V165H18ZM77 166L79 167V162L77 164ZM61 167V166H60ZM83 167V166H82ZM30 169V168H29ZM28 170V169H27ZM81 170V169H80ZM86 170V169H84ZM84 170H81V171H84ZM88 170V169H87ZM86 170V171H87ZM32 171V169H31ZM29 177L31 176V174L33 175V173H26ZM8 176V175H7ZM19 177L18 178V182L17 184L19 185V181L23 180V178ZM6 179L5 178V182H6ZM10 179V178H9ZM28 179V177H27ZM25 180V179H24ZM23 180V181H24ZM15 181V180H14ZM21 181L22 184L20 183V185L18 186L17 184V187L16 189L18 190H14L13 188H11L12 191H16L14 194H12L10 192H7L8 194L11 193L12 196H16L18 195V192L20 195H22L25 191H26V186H27V182L26 181ZM4 182V181H2ZM1 180H0V183L2 184ZM4 182V183H5ZM12 182V181H10ZM8 182V183H10ZM16 182V181H15ZM7 183V182H6ZM199 183L201 185V188H198V186H196V184ZM14 184V183H13ZM15 185V184H14ZM2 186V185H1ZM9 186V185H8ZM13 186V185H12ZM5 187V185H4ZM11 187V185H10ZM8 188V187H6ZM15 188V186H14ZM10 189V188H9ZM9 189H7L9 191ZM4 190V189H3ZM5 189V192L1 191V193H5L6 195H8L6 193L7 191ZM0 193V194H1ZM2 195V194H1ZM4 195V198L5 196ZM7 198L9 197L6 196ZM3 198V196H0V264H7V256L8 254L12 253V255H16L13 257L15 259H17L19 254L16 250L19 246H23L24 244H26L27 241H25L26 237L30 236V232L29 230H27L28 227L32 226V225H29V220L26 219V215H23L21 219H17V218H13V215H14V212L13 210L15 211V207L14 209H12L13 207H10V206H15L16 203L14 204L12 202L11 204V201H8L7 200L5 201ZM6 198V199H7ZM6 202V203H5ZM11 204V205H10ZM208 204V205H209ZM222 204V205H221ZM10 205V206H9ZM195 205V207L193 206ZM207 205V206H208ZM67 206V205H66ZM102 206H101V211H102ZM103 206V207H104ZM107 206V208H106ZM191 206H193V209L191 210ZM224 206L225 209H224ZM191 207V208H190ZM111 208V209H110ZM196 208V209H195ZM222 208L220 210V212H223L222 211ZM236 211V210H235ZM219 213V211H217ZM226 211H224V214L226 213ZM7 213V215H5ZM9 213V214H8ZM101 213V212H100ZM189 213V214H190ZM217 213V214H218ZM220 214V213H219ZM5 215V216H4ZM222 215V214H221ZM185 220V221H186ZM102 221V220H101ZM112 223V221H111ZM110 224V223H109ZM35 224H33V227H34ZM36 226V225H35ZM126 226L129 228V230L133 229H137V231L135 230L134 233L132 231V233L130 232L129 234H126L125 232L128 231L126 230ZM131 226V228L129 227ZM123 227H125L124 230ZM144 230H143V229ZM142 229L143 231L141 232ZM139 230V233H137ZM115 231V229L113 230ZM136 232V233H135ZM114 233V232H113ZM7 234H11L12 235V238L9 239L6 243V241L4 240L5 236ZM15 234V235H14ZM115 234V233H114ZM131 234V235H130ZM116 237V236H115ZM24 240V244L22 242L21 244V241ZM29 239V238H28ZM52 239V238H51ZM50 239V240H51ZM49 240V239H48ZM53 241V240H52ZM48 242V244L51 245V241H46ZM46 242H43V243H46ZM55 242V241H54ZM53 242V244H54ZM105 242V241H103ZM28 243V242H27ZM21 244V245H20ZM47 244V243H46ZM45 244V245H46ZM47 244V245H48ZM42 244V246H45ZM46 245V247H47ZM28 246V245H27ZM13 249H12V248ZM20 247V248H21ZM35 247V246H34ZM33 247V248H34ZM50 247V246H49ZM104 247H105V243H104ZM9 248V251H7V249ZM23 249L24 246L22 247ZM21 248V250H22ZM38 248H41V247H38ZM36 248V249H38ZM42 248H45V247H42ZM12 249V250H11ZM35 249V248H34ZM35 249V250H36ZM49 249V248H47ZM11 250V251H10ZM21 250L19 252H21ZM26 250V249H25ZM39 250V249H38ZM45 250V249H42V251ZM47 251V250H46ZM49 251V250H48ZM47 251V252H48ZM51 251V250H50ZM49 251V252H50ZM107 251V250H105ZM113 251V250H112ZM39 252V251H38ZM114 252V251H113ZM116 252V251H115ZM22 253V252H21ZM43 253V252H42ZM51 253V252H50ZM40 254V252H39ZM45 254L44 253V257H45ZM107 254H110L111 256L115 255L113 253L110 252V253H107ZM11 255V254H10ZM48 254H46L47 256ZM115 255V257H116ZM49 256V255H48ZM47 256V258H49ZM43 257V258H44ZM42 258V256L40 257ZM47 260V259H46ZM176 260V261H174ZM173 262L174 264H193V263H190V261L187 259V258H184L182 255L178 254L176 256V259H174ZM43 263V261H41ZM45 262V261H44ZM47 262V261H46Z\"/></svg>", "mask_w": 264, "mask_h": 264}, {"label": "water", "instance_id": "obj_3", "mask_svg": "<svg viewBox=\"0 0 264 264\" xmlns=\"http://www.w3.org/2000/svg\"><path fill=\"white\" fill-rule=\"evenodd\" d=\"M236 175L242 180L243 190L251 181H255L254 187L264 190V160L263 168L257 169L253 174L246 175L239 170H232L223 174L226 180ZM249 233L252 241V248L249 250L241 248L233 253H228L232 248L234 238V236H230L228 240L220 239L215 251L200 242L193 244L189 251L194 250L206 264H264V211L258 217L256 228L250 230Z\"/></svg>", "mask_w": 264, "mask_h": 264}]
</instances>
